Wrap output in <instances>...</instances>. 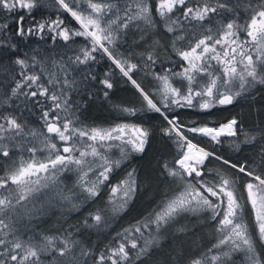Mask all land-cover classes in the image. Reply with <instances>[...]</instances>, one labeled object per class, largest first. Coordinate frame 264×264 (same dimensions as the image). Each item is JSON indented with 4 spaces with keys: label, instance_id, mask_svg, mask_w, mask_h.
<instances>
[{
    "label": "snow or ice",
    "instance_id": "obj_1",
    "mask_svg": "<svg viewBox=\"0 0 264 264\" xmlns=\"http://www.w3.org/2000/svg\"><path fill=\"white\" fill-rule=\"evenodd\" d=\"M0 264H264V0H0Z\"/></svg>",
    "mask_w": 264,
    "mask_h": 264
},
{
    "label": "trees",
    "instance_id": "obj_2",
    "mask_svg": "<svg viewBox=\"0 0 264 264\" xmlns=\"http://www.w3.org/2000/svg\"><path fill=\"white\" fill-rule=\"evenodd\" d=\"M102 70V69H101ZM117 83V88L115 90L113 100L114 101H120V100H134L135 97L133 96V93L131 90H127L125 86L123 85L122 81H119ZM247 112V105L244 103L237 104L234 108L229 109L228 111L221 112L220 116H229L230 114H240L242 116H245L246 122L250 123V121L247 120L246 117ZM99 115L101 119L103 117L107 116V112L103 111L102 109L97 111L96 109H93L92 113L89 115ZM100 122V121H97ZM171 149L168 146V142L165 141L163 138H161L158 134L153 136L151 143L148 145L147 150L143 155L142 159L139 158H133L132 161L129 163V167L136 166L140 169V176L143 179L146 173L151 172L156 164L157 158H159L161 155L165 153H169ZM211 166V165H210ZM120 175H123V172L120 173ZM136 214V209L133 210V212L129 213L128 216H125L123 219L119 220V222L116 224V230H119L120 227L126 225L129 222V219L131 216ZM95 239V238H94Z\"/></svg>",
    "mask_w": 264,
    "mask_h": 264
}]
</instances>
